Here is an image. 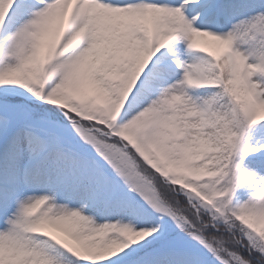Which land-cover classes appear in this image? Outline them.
Returning a JSON list of instances; mask_svg holds the SVG:
<instances>
[{
	"label": "snow or ice",
	"instance_id": "obj_1",
	"mask_svg": "<svg viewBox=\"0 0 264 264\" xmlns=\"http://www.w3.org/2000/svg\"><path fill=\"white\" fill-rule=\"evenodd\" d=\"M0 264H264V0H0Z\"/></svg>",
	"mask_w": 264,
	"mask_h": 264
}]
</instances>
